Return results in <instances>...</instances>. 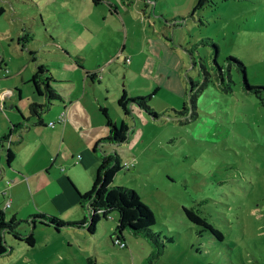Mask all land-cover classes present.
<instances>
[{"label": "rangeland", "instance_id": "1", "mask_svg": "<svg viewBox=\"0 0 264 264\" xmlns=\"http://www.w3.org/2000/svg\"><path fill=\"white\" fill-rule=\"evenodd\" d=\"M90 1L84 9V0H0V57L16 58L15 70L8 67L12 74L8 79L16 72L22 53L28 54L22 51L24 45L31 47L29 57L45 66L51 64L50 70L57 74L60 69L52 66V53L42 43L50 30L61 29L60 10H55L61 5L85 13L108 10L105 2L92 5ZM131 1L126 10L139 20L128 18L129 27L167 40L180 56L172 60L180 65L187 82V76L204 81L200 59L209 71L208 85L198 94L195 118H190L188 94L183 99L162 90L148 100L159 119L146 112L138 115L141 110L125 115L131 131L129 143L114 145L121 165L129 166L116 174L112 186L135 190L153 211L152 233L157 241L126 229L122 241L126 247H120L113 241L116 212L102 218L94 234L21 222L16 234L33 233L34 245L6 233L8 250L0 256V264H88V255L96 257L98 264H264V101L245 90L243 73L230 60L245 65L250 85L264 87V0H202L196 10L199 0ZM124 8L120 5V10ZM105 23H100L103 30H107ZM8 31L15 35L14 41ZM25 32L32 37L27 42L19 40ZM212 42L218 48L219 65H227L229 59L233 79L229 93L223 92L212 70ZM128 82L135 96L128 98L142 97L135 95L145 88L141 78ZM31 84L20 83L19 88L31 93ZM261 97L264 100L263 92ZM52 103L44 118L59 107L58 102ZM184 103L188 114L175 113ZM185 209L205 218L223 237L191 221ZM10 217L7 213L6 221Z\"/></svg>", "mask_w": 264, "mask_h": 264}, {"label": "crops", "instance_id": "2", "mask_svg": "<svg viewBox=\"0 0 264 264\" xmlns=\"http://www.w3.org/2000/svg\"><path fill=\"white\" fill-rule=\"evenodd\" d=\"M84 1V9H88L90 0ZM130 1L101 0L108 10L99 14L85 13L84 9L73 11L71 7L62 9L63 5L55 10H60L61 29L50 30L49 38L42 43L52 53V66L60 69L57 74L53 73L50 64L45 76L50 77L48 84L62 101H56L59 107L53 108L50 115L45 118L42 115L43 125H33L36 118H29L30 106L45 104L46 97L37 94L33 84L31 93L19 88L20 83H32L37 67L42 64L35 57H29L33 53L30 46H22V51L26 50L29 55L22 53L16 72L8 79L12 75L8 67L15 70L16 58L0 57V100L3 101L0 149L6 151L0 153V209L5 216L8 213L11 217L29 220L33 215H48L66 222L87 218L88 210L82 206L80 195L91 190L103 157L118 153L114 149L116 144L103 142L110 136V128L102 109H107L116 125L126 124V114L118 101L123 92L127 97H135L130 94L128 79L133 82L136 76L141 78L145 88L135 95L152 99L164 90L184 99L187 94L188 82L182 76L180 65L172 60L179 54L171 44L159 34L151 35L146 29L137 31L133 25L129 27L128 18L139 20L126 10V3ZM90 4L96 5L92 1ZM120 5L123 8L126 5L125 10H120ZM105 21L107 30L100 25ZM8 34L10 41H14L15 35L11 31ZM9 109L11 112H5ZM62 112H65V120L58 122ZM24 118L30 120L24 121ZM52 121L56 122L54 127L49 126ZM18 124L22 126L19 132H11ZM8 135L10 139L4 140ZM126 142L129 143V135ZM7 150L13 155L9 164ZM88 258H94L98 264L96 257L88 255Z\"/></svg>", "mask_w": 264, "mask_h": 264}, {"label": "trees", "instance_id": "3", "mask_svg": "<svg viewBox=\"0 0 264 264\" xmlns=\"http://www.w3.org/2000/svg\"><path fill=\"white\" fill-rule=\"evenodd\" d=\"M94 4H98L101 0H92ZM202 0L198 1V4L195 8H199L201 6ZM3 12L0 9V13ZM32 37L28 32H25L19 40L23 42H27L31 40ZM208 40V39H206ZM209 41H211L209 39ZM213 44V42H212ZM25 46V45H24ZM214 51L212 54V70L214 71L216 77L220 81V87L225 93H229L232 89L233 79L231 77V65L228 64L225 66L219 65L217 62L218 56V48L216 44H213ZM231 61L236 63L237 70L243 73V84L245 90L247 92L254 93L257 97L261 98V92L264 93V87L253 86L250 85L245 76V65L237 59L230 58ZM200 61V67L204 72L205 79L202 83L195 82L187 76L188 80V88L187 94L189 97V103L191 108L190 118L193 119L198 115L197 112V98L198 94L204 89L205 86L208 85L209 79V71L207 67L203 63L202 59ZM1 63V62H0ZM192 63L197 65L195 58L193 57ZM48 72L47 66L39 65L37 67L36 73L33 75L31 82L34 86V89L37 94L46 97L45 104H37L33 103L30 106V117L36 118V122L33 125H43L42 115L49 109L50 105H52L54 101H62L61 96L48 84L50 77L45 76ZM88 76L93 77L92 74ZM43 85V86H41ZM151 96L146 97H137V98H128L126 93L123 92L122 96L118 101V105L124 114L128 115L133 111L141 110L146 112L149 116H151L154 120L159 119V115L154 111L152 107H150L148 100ZM187 104H183V108L181 111L176 112L178 114L187 115L188 114ZM173 111V110H169ZM102 113L106 117L107 125L110 128V136L105 138L103 142H109L111 144H122L127 140V136L129 135V127L125 123H121L120 126H117L109 117L107 109H102ZM30 119L24 118V121H28ZM22 128L21 124L17 126H13L11 132H19L18 129ZM9 140L10 136H6L4 140ZM12 152L7 150V162L12 159ZM126 168V166H122L120 163V157L117 154H108L103 157L99 172L95 179V182L87 194L80 195V200L82 206L86 207L88 210V218L83 219L79 222H66L57 217H52L48 215H33L29 220H20L15 216L11 217L9 221L5 219V213L0 209V256L5 254L8 250V247L5 244L4 236L6 233H12L15 236L19 237V239L25 240L29 245H34V236L33 233H30L27 236H20L16 234L15 230L17 225L21 222H30L33 225H36L37 222L40 224L51 225L54 226L57 230L61 228L73 227V228H87L88 232L93 234L96 231V226L102 218H108V215L112 212L117 213V225L114 229L113 235L116 237L113 241H124V231L129 229L134 234H145L151 240H156V235L152 233V227L155 224V215L153 211L145 205L139 196V194L130 188L123 186H112V182L116 174L121 170ZM100 211H103L102 213ZM185 212L188 218L195 222L196 224L202 226L206 230H210L215 236L218 238H222L223 234L219 229H216L208 221L199 216L198 213L185 209ZM163 248V245H162ZM88 264H97L94 258L87 259Z\"/></svg>", "mask_w": 264, "mask_h": 264}, {"label": "built area", "instance_id": "4", "mask_svg": "<svg viewBox=\"0 0 264 264\" xmlns=\"http://www.w3.org/2000/svg\"><path fill=\"white\" fill-rule=\"evenodd\" d=\"M129 61H130V58H127V59H126V62H129ZM0 62H1V61H0ZM5 72L8 73V70H6ZM0 109L3 110V101H1V100H0ZM64 120H65V112H62V113L60 114V116L58 117V122H63ZM55 124H56V122H55V121H52V122L49 123V126H50V127H54ZM78 158H80L79 155H78ZM124 166H127V167H128L129 164L126 163V164H124ZM8 206H9V204H7L6 207H8ZM100 212L102 213L103 211H100ZM115 243L118 244L120 247H123V248L126 247L125 242L115 240Z\"/></svg>", "mask_w": 264, "mask_h": 264}]
</instances>
